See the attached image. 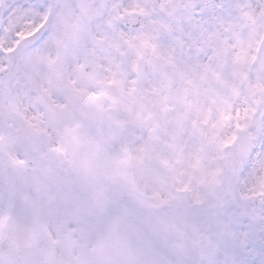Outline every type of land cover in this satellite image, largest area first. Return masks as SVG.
I'll list each match as a JSON object with an SVG mask.
<instances>
[{"label":"snow or ice","instance_id":"snow-or-ice-1","mask_svg":"<svg viewBox=\"0 0 264 264\" xmlns=\"http://www.w3.org/2000/svg\"><path fill=\"white\" fill-rule=\"evenodd\" d=\"M0 264H264V0H0Z\"/></svg>","mask_w":264,"mask_h":264}]
</instances>
